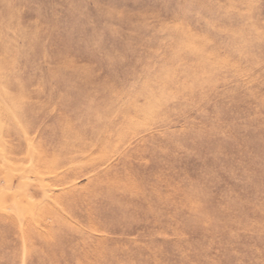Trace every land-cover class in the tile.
<instances>
[{
  "label": "rangeland",
  "instance_id": "374dc122",
  "mask_svg": "<svg viewBox=\"0 0 264 264\" xmlns=\"http://www.w3.org/2000/svg\"><path fill=\"white\" fill-rule=\"evenodd\" d=\"M0 264H264V0H0Z\"/></svg>",
  "mask_w": 264,
  "mask_h": 264
}]
</instances>
